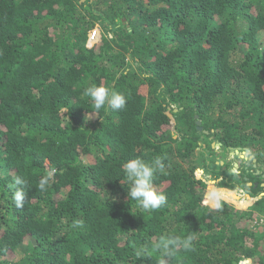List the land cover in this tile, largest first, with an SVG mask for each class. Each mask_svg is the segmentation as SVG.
<instances>
[{
	"label": "trees",
	"instance_id": "16d2710c",
	"mask_svg": "<svg viewBox=\"0 0 264 264\" xmlns=\"http://www.w3.org/2000/svg\"><path fill=\"white\" fill-rule=\"evenodd\" d=\"M91 85L125 108L93 113ZM157 156L145 213L123 164ZM263 211L264 0H0V264H159L134 252L168 235L193 242L167 264H264Z\"/></svg>",
	"mask_w": 264,
	"mask_h": 264
},
{
	"label": "clouds",
	"instance_id": "9594fccd",
	"mask_svg": "<svg viewBox=\"0 0 264 264\" xmlns=\"http://www.w3.org/2000/svg\"><path fill=\"white\" fill-rule=\"evenodd\" d=\"M95 32L89 39H93ZM101 39V37H99ZM98 38L97 41L100 39ZM91 46V45H90ZM84 95L92 102L93 113H99L101 109L107 111L123 110L126 106V96L118 91L104 85H91L84 90ZM68 108L64 109V113ZM164 158L157 156L151 161L142 158L129 159L123 164V173L128 190V201H134L135 206L145 212L152 213L161 209L167 202V197L154 187L153 180L155 174L164 170ZM54 177V172L49 171L38 182V189L43 192ZM25 181L20 176L13 177L11 184L13 191V201L17 208H22L26 199L24 190ZM239 201L250 202L244 198V193L240 191ZM238 196V195H237ZM250 197V196H249ZM251 198V197H250ZM219 207V205H216ZM74 227L83 226V221H76ZM192 236H161L155 243L145 244L135 249L136 258H153V254H159V264H167V261L175 255L177 251H189L192 249ZM248 264V262L246 261Z\"/></svg>",
	"mask_w": 264,
	"mask_h": 264
},
{
	"label": "rangeland",
	"instance_id": "374dc122",
	"mask_svg": "<svg viewBox=\"0 0 264 264\" xmlns=\"http://www.w3.org/2000/svg\"><path fill=\"white\" fill-rule=\"evenodd\" d=\"M94 32H95L94 38L93 39H89V36H92L94 34ZM102 32H103V30H101L100 26L98 24H95L94 27L91 28L88 31V37H87L86 45L87 46H90L93 43H95L98 40V38L101 37ZM103 34L106 35V36H109L108 33H105L104 32ZM212 143H213V145L215 147L216 146L217 147L219 146V143H217L215 141L212 142ZM246 154H247V152H239V150H238V152H236V151L235 152H232V150H231L230 152H228V158L227 159L228 160H231V162L233 163V165L234 164H237L236 166L234 165V168H236V167H238L239 161H241L242 158H251V156L246 157ZM82 159H84L85 162H88V161L90 162V161L93 160L91 158V156H89V155L88 156H83ZM252 161L254 162V159H252ZM199 172H200V174H202L201 170H199ZM260 185H263V182H261ZM233 195L237 196V194H235V193ZM256 232L259 234V236H262V233L259 230H257Z\"/></svg>",
	"mask_w": 264,
	"mask_h": 264
},
{
	"label": "built area",
	"instance_id": "2783aa9c",
	"mask_svg": "<svg viewBox=\"0 0 264 264\" xmlns=\"http://www.w3.org/2000/svg\"><path fill=\"white\" fill-rule=\"evenodd\" d=\"M250 226L256 231L259 230L264 237V211L255 216Z\"/></svg>",
	"mask_w": 264,
	"mask_h": 264
},
{
	"label": "crops",
	"instance_id": "0c3cea01",
	"mask_svg": "<svg viewBox=\"0 0 264 264\" xmlns=\"http://www.w3.org/2000/svg\"><path fill=\"white\" fill-rule=\"evenodd\" d=\"M238 196L233 195V193L229 194V196L227 195V199H230V201H232V205L236 206V208L242 209V207L244 206V203H249V202H245V201H239L238 198L240 197V194H237ZM244 198L246 199V201L249 199H251L249 197L248 194H244ZM252 200V199H251Z\"/></svg>",
	"mask_w": 264,
	"mask_h": 264
},
{
	"label": "water",
	"instance_id": "95a60500",
	"mask_svg": "<svg viewBox=\"0 0 264 264\" xmlns=\"http://www.w3.org/2000/svg\"><path fill=\"white\" fill-rule=\"evenodd\" d=\"M238 150H239V148H235L232 152H235V151L238 152ZM254 161H255V159H254ZM234 165L236 166L237 164H234Z\"/></svg>",
	"mask_w": 264,
	"mask_h": 264
}]
</instances>
